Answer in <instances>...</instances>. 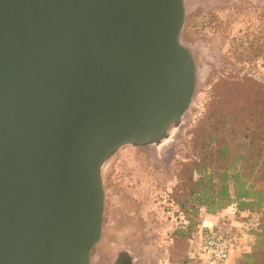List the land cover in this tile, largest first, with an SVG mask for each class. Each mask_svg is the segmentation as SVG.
<instances>
[{"label":"water","instance_id":"95a60500","mask_svg":"<svg viewBox=\"0 0 264 264\" xmlns=\"http://www.w3.org/2000/svg\"><path fill=\"white\" fill-rule=\"evenodd\" d=\"M185 2L0 0V264H92L105 164L192 106Z\"/></svg>","mask_w":264,"mask_h":264},{"label":"rangeland","instance_id":"374dc122","mask_svg":"<svg viewBox=\"0 0 264 264\" xmlns=\"http://www.w3.org/2000/svg\"><path fill=\"white\" fill-rule=\"evenodd\" d=\"M185 5L182 41L193 51L198 70L192 106L163 144L125 145L105 164L103 237L92 264H112L121 251H130L135 264L201 259L205 211L195 220L200 226L191 239L177 233L189 225L177 206L180 171L193 156L194 132L208 113L216 86L222 80L264 83V0H187ZM244 224L254 245L259 216Z\"/></svg>","mask_w":264,"mask_h":264},{"label":"trees","instance_id":"16d2710c","mask_svg":"<svg viewBox=\"0 0 264 264\" xmlns=\"http://www.w3.org/2000/svg\"><path fill=\"white\" fill-rule=\"evenodd\" d=\"M194 136L193 156L182 165V187L176 195L189 225L177 233L191 239L200 226L195 220L203 211L216 216L235 207L240 222L259 216V224L252 229L255 243L236 264H264V83L222 80ZM207 233L200 253H205ZM201 261L194 256L181 264Z\"/></svg>","mask_w":264,"mask_h":264},{"label":"built area","instance_id":"2783aa9c","mask_svg":"<svg viewBox=\"0 0 264 264\" xmlns=\"http://www.w3.org/2000/svg\"><path fill=\"white\" fill-rule=\"evenodd\" d=\"M241 243V237L232 229L226 228L225 224L209 228L205 236L204 254L207 259L202 264H228Z\"/></svg>","mask_w":264,"mask_h":264},{"label":"crops","instance_id":"0c3cea01","mask_svg":"<svg viewBox=\"0 0 264 264\" xmlns=\"http://www.w3.org/2000/svg\"><path fill=\"white\" fill-rule=\"evenodd\" d=\"M206 220L204 222V228L205 230H209V228L215 227V226H221L225 224V227L228 229H233L239 230L241 234L243 233L244 239H241L242 245L233 252L231 255L230 261L228 264H235L242 256L244 252H250L253 246L254 239L247 238V234L244 233L243 228L244 225L246 224H241L242 222L238 221L236 218V208L235 207H230L228 209H225L221 213L217 214L216 216L208 215L205 214ZM234 230V229H233ZM237 232V231H236ZM252 237V236H251ZM249 240V241H248ZM245 243V244H244ZM201 260L202 263L206 261L207 256L204 253H201Z\"/></svg>","mask_w":264,"mask_h":264},{"label":"flooded vegetation","instance_id":"af4514ba","mask_svg":"<svg viewBox=\"0 0 264 264\" xmlns=\"http://www.w3.org/2000/svg\"><path fill=\"white\" fill-rule=\"evenodd\" d=\"M131 252H122L120 253V255L118 256V258L115 260V262H113L112 264H135V258L131 257ZM137 260V259H136Z\"/></svg>","mask_w":264,"mask_h":264},{"label":"bare ground","instance_id":"6f19581e","mask_svg":"<svg viewBox=\"0 0 264 264\" xmlns=\"http://www.w3.org/2000/svg\"><path fill=\"white\" fill-rule=\"evenodd\" d=\"M187 1V0H186ZM185 4H186V2H185Z\"/></svg>","mask_w":264,"mask_h":264}]
</instances>
